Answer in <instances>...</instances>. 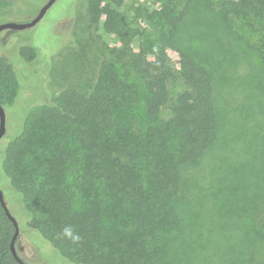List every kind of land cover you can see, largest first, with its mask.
<instances>
[{"label":"trees","instance_id":"16d2710c","mask_svg":"<svg viewBox=\"0 0 264 264\" xmlns=\"http://www.w3.org/2000/svg\"><path fill=\"white\" fill-rule=\"evenodd\" d=\"M198 1L217 27L237 39L239 29L255 36L247 47L259 61L252 67L264 85V0H186L167 20L163 40L137 54L126 23L107 6L103 29L121 42L120 52L111 56L119 71L103 63L87 91L70 88L38 112L12 114L20 119L12 133L7 111L17 107L21 83L9 57L0 55L3 139L16 134L0 147L8 181L2 193L21 231L15 247L23 237L36 252L52 259L56 251L66 264H160L181 241L187 215L181 198L184 170L233 139L231 131L224 132L218 75L205 56L212 51L200 49L211 42L195 31L191 8ZM100 5L95 0L87 6L90 26L99 25ZM6 6L0 0V12ZM200 28L212 32L209 23ZM170 44L179 52L178 68L168 55ZM229 46L240 49L238 42ZM19 54L29 64L37 57L30 46H21ZM217 62L219 68L227 60ZM259 141L257 157L238 158L237 150L235 161L223 160L222 166L214 161L206 188L214 198L207 213L215 204L221 217L238 216L242 230L251 232L253 254L235 253L251 264H264V140ZM246 210L248 220L241 218ZM14 232L0 204V264H19L10 250ZM189 234L201 239L195 224Z\"/></svg>","mask_w":264,"mask_h":264},{"label":"rangeland","instance_id":"374dc122","mask_svg":"<svg viewBox=\"0 0 264 264\" xmlns=\"http://www.w3.org/2000/svg\"><path fill=\"white\" fill-rule=\"evenodd\" d=\"M4 1L7 6L0 12V24L27 23L49 0ZM93 1L95 0H56L33 28L0 32V55L9 57L21 83L17 107L12 109L13 113L7 111V118L12 122L9 132L12 133L20 124L19 117L12 114L38 112L47 102L70 88L87 91L94 83L101 64L119 71L111 56L120 52L121 42L117 36L103 29L107 6L121 15L127 26L128 39L137 54L139 48L148 51L157 40H163L167 20L183 8L186 0H99L101 5L96 14L99 25L95 27L90 26L87 17V6ZM193 6L191 11L197 17L195 31L211 42L200 46V49L202 53L212 51L205 56L211 60L210 68L216 70L215 75H218L217 90L224 100L221 104L222 111L227 115L224 132L231 131L233 139L228 137L229 147L216 149L213 156H206L199 166L184 170L185 185L181 190V198L187 207V215L181 229V241L169 247L160 264H232L233 261L249 264V259L241 260V256L253 254L249 239L251 232L242 230L243 220L240 217H221L215 204L212 206V214L207 213L214 198L206 188L212 178L209 166L214 161L222 166L221 161H229L231 158L235 161L238 153L237 157L241 159L248 155L259 156L257 151L262 145L259 140H264V90L258 91L253 85H261V88L264 85L260 83L257 69L254 68L260 66L259 61L247 47V42H253L256 38L250 32L239 29L237 35L240 38L237 39L235 33L217 27L210 21H215L214 19H207L206 9L199 1L194 2ZM200 11L203 16L199 14ZM206 23L211 25V33L200 30V26ZM231 42H238L240 45L237 52L229 46ZM21 46L35 49L37 57L33 63L29 64L21 59ZM167 51L178 68L181 59L179 52L171 44ZM222 59L227 62L219 67L220 70L216 62ZM159 78L158 75L154 76V80ZM15 135L2 138L0 147L6 140L10 142ZM237 150L239 152L235 153ZM2 154L0 190L6 195L8 181L2 172ZM235 206L239 207L236 203ZM9 211L14 216L13 210ZM17 214L22 217L18 209ZM242 216L245 220L251 218L247 210ZM14 218L17 220L15 216ZM192 224L201 232L199 242L197 235L189 234ZM244 225L247 227V224ZM16 249L28 264H66L56 251L53 255L50 254L52 259L40 251L36 252L23 237L16 243ZM238 249L241 256L235 255Z\"/></svg>","mask_w":264,"mask_h":264},{"label":"water","instance_id":"95a60500","mask_svg":"<svg viewBox=\"0 0 264 264\" xmlns=\"http://www.w3.org/2000/svg\"><path fill=\"white\" fill-rule=\"evenodd\" d=\"M55 1L56 0H49L42 7V9L39 11V13L31 21H29L27 23H3V24H0V32H2L3 30L22 31L25 29L33 28L42 20V18L45 16V14L50 9V7L54 4ZM5 131H6V113H5L4 108L0 105V140L5 135ZM0 204L5 211V214L11 220V222L13 223V225L15 227V232H14V235H13L11 243H10L11 253H12L13 257L15 258V260L19 264H28V263L24 262L17 254L16 247H15V241H16L17 236L19 235V225H18L17 220L10 213V211L7 207V204L4 200V196H3V193L1 190H0Z\"/></svg>","mask_w":264,"mask_h":264},{"label":"flooded vegetation","instance_id":"af4514ba","mask_svg":"<svg viewBox=\"0 0 264 264\" xmlns=\"http://www.w3.org/2000/svg\"><path fill=\"white\" fill-rule=\"evenodd\" d=\"M54 3H55V2H54ZM51 7H52V6H51ZM51 7H50V8H51Z\"/></svg>","mask_w":264,"mask_h":264}]
</instances>
